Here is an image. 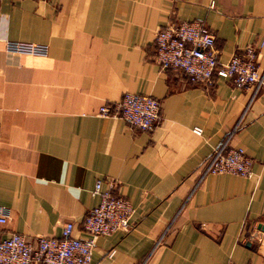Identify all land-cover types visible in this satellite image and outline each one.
Returning a JSON list of instances; mask_svg holds the SVG:
<instances>
[{
    "label": "crops",
    "instance_id": "crops-1",
    "mask_svg": "<svg viewBox=\"0 0 264 264\" xmlns=\"http://www.w3.org/2000/svg\"><path fill=\"white\" fill-rule=\"evenodd\" d=\"M192 18L217 62L263 38L264 69V0H0V238L59 237L66 221L87 237L98 180L132 211L126 230L94 236L90 264H264V78L252 94L160 68L155 30ZM4 38L47 50L9 53ZM124 92L158 99L151 130L96 114ZM227 134L252 158L250 175H201Z\"/></svg>",
    "mask_w": 264,
    "mask_h": 264
},
{
    "label": "built area",
    "instance_id": "built-area-1",
    "mask_svg": "<svg viewBox=\"0 0 264 264\" xmlns=\"http://www.w3.org/2000/svg\"><path fill=\"white\" fill-rule=\"evenodd\" d=\"M263 38L248 43L234 51L223 62H217L213 47V35L201 18L185 21H167L159 26L153 37V59L160 68L179 70L190 82L211 85L216 78L226 80L234 87L251 88L252 94L262 84L264 69L256 64V48ZM3 49L9 53L44 55L47 47L43 43L2 39ZM99 116L121 117L128 125L139 130L153 128L159 118V101L149 94L124 92L110 105L100 104ZM191 130L199 134L200 127ZM230 134L212 148L201 166V175L229 173L248 176L252 158L240 146L229 141ZM112 182L100 188L96 180L92 194L98 196L97 203L83 215L81 227L88 233L80 238L72 235L73 224H62L60 236L36 235L27 240L22 234L10 231L0 238V264H90L93 238L98 234H109L129 226L132 207L128 199L111 190ZM7 217V208L0 204V223ZM264 222V217L261 218ZM112 250L106 252L110 255Z\"/></svg>",
    "mask_w": 264,
    "mask_h": 264
}]
</instances>
